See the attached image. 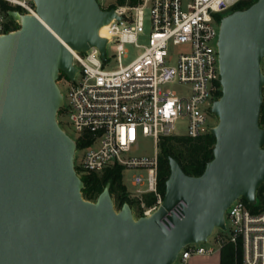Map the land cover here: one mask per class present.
<instances>
[{
	"label": "water",
	"instance_id": "water-1",
	"mask_svg": "<svg viewBox=\"0 0 264 264\" xmlns=\"http://www.w3.org/2000/svg\"><path fill=\"white\" fill-rule=\"evenodd\" d=\"M37 16L10 9L19 27L0 35V264H175L180 250L226 229L239 196L251 204L264 182V0L221 18L222 91L211 111L213 157L199 175L169 157L162 202L136 216L120 207L108 181L96 199L83 195L77 142L61 126V73L74 79L72 50L100 47L101 27L117 15L99 0H34ZM185 200L183 217L162 216Z\"/></svg>",
	"mask_w": 264,
	"mask_h": 264
},
{
	"label": "built area",
	"instance_id": "built-area-1",
	"mask_svg": "<svg viewBox=\"0 0 264 264\" xmlns=\"http://www.w3.org/2000/svg\"><path fill=\"white\" fill-rule=\"evenodd\" d=\"M241 1L139 0L134 5L120 4L114 7L121 18L113 17L104 25V32L100 30V35L107 38L105 58L97 45L85 51L71 49L78 71L73 80H68L63 109L70 113L76 132L71 136L77 142L75 166L79 174V170L101 173L113 166H121L123 173L130 168H145L148 176L134 174L132 182L139 186L147 181V188L130 194L156 195L155 204H142V215L158 207L164 197L158 187L160 139L166 135L199 136L215 125L208 124V114L213 113L211 106L222 91L218 46L221 13ZM146 8L151 12L149 34L145 31ZM10 9L37 16L34 0H0V35L19 27L18 20L8 13ZM145 36L147 42L140 43ZM127 43H134L139 50L124 64ZM109 44L113 45L112 53ZM115 59L117 67L109 68L107 65ZM261 70L264 73V56ZM173 82L188 85L186 96L167 87ZM181 117L187 118L184 134L175 130ZM142 137L154 140V154L134 153ZM185 206V200H179L160 222L170 229L174 226L172 215L183 217ZM227 219L230 233L217 236L218 251L204 245L210 235L206 241L185 245L175 264H188L196 256L216 255L227 242L241 247L240 264H264V193L254 204L243 196L236 198L225 212L228 228Z\"/></svg>",
	"mask_w": 264,
	"mask_h": 264
},
{
	"label": "trees",
	"instance_id": "trees-1",
	"mask_svg": "<svg viewBox=\"0 0 264 264\" xmlns=\"http://www.w3.org/2000/svg\"><path fill=\"white\" fill-rule=\"evenodd\" d=\"M139 0H119L120 4L128 2L130 5L138 3ZM254 0H242L232 9L248 7ZM110 4L106 8L114 7ZM64 73H61V76ZM63 108L60 110V112ZM260 124L264 126V100L261 108ZM215 137L210 133L199 136L188 135H166L160 139L159 165H158V187L161 193H165L166 179L170 174L169 157H175L182 165L184 171L190 175H199L203 172L206 163L213 157ZM80 175L84 181L83 195L89 199H96L108 181L111 182V194L120 207L124 202H129L132 207L140 209L142 215L143 205L148 207L156 202V195L153 192H145L141 197H133L123 181L121 166H113L101 173L83 172ZM259 194L264 193V182L260 185ZM259 195V196H260ZM254 208L255 205H252ZM242 250L240 246L227 242L220 251L219 264H240ZM192 260V259H191ZM190 260V261H191ZM189 264H192L190 262Z\"/></svg>",
	"mask_w": 264,
	"mask_h": 264
},
{
	"label": "rangeland",
	"instance_id": "rangeland-1",
	"mask_svg": "<svg viewBox=\"0 0 264 264\" xmlns=\"http://www.w3.org/2000/svg\"><path fill=\"white\" fill-rule=\"evenodd\" d=\"M102 4L103 7H107L110 4H115L120 5L119 0H99ZM128 2H125L124 4H126ZM129 4V3H128ZM233 9L229 10V11H225L223 13H221V15H225L229 12H231ZM151 12L149 8L145 9V31L147 32V34H149V32L151 31ZM140 43H146L147 42V36L145 37H141L139 40ZM125 48L127 49V53L126 56H123L122 62L124 64L128 63L129 61H131L138 53L139 48L134 44V43H127L125 44ZM108 51L109 53L113 52V45L109 44L108 45ZM117 60H113L111 61L107 66L109 68H115L117 67ZM69 78L67 77H60L58 80L59 86L62 90V92L64 94L67 93L68 91V86H69ZM167 87L171 88L172 90L176 91L180 96H186L187 92H188V85L187 84H182L179 82H173L170 83L169 85H167ZM185 105V99L183 100V106ZM58 120L61 124V126L70 134L75 136L76 132L74 129V126L72 125L71 119H70V113L68 112V110L63 109L61 112L58 113ZM218 122V117L217 115L210 113L208 114V124H217ZM186 124H187V118L186 117H181L176 123H175V130L177 132L180 133H186ZM155 144H154V140L151 137H142L139 141V149L134 152L137 155H141V154H154L155 151ZM141 174L143 175V177H147L148 176V170H146L145 168H130L124 171V183L127 187V189L130 191V193H134L138 188L140 189H145L148 186L147 181H144V183H142L141 185H135L132 182V177L134 174ZM131 195V194H130ZM259 191H257V198L261 199L262 194L259 196ZM116 202V201H115ZM117 205V203H116ZM118 206V205H117ZM119 207V206H118ZM134 210V213L136 216H139V211L140 209H138V207H132ZM227 225L228 228L227 229H220V228H215V230L213 231V233L211 234V237L209 238V241L204 243V245L206 247L208 246H213L215 248L216 251H218L220 249V244L217 241V236L222 235L224 237H226L229 233H230V226L231 223L229 221V219H227ZM198 263L201 264H219V260H220V253L213 255V256H196ZM192 261V260H191ZM190 261V262H191ZM196 261V262H197ZM189 262V263H190ZM188 263V264H189Z\"/></svg>",
	"mask_w": 264,
	"mask_h": 264
},
{
	"label": "crops",
	"instance_id": "crops-1",
	"mask_svg": "<svg viewBox=\"0 0 264 264\" xmlns=\"http://www.w3.org/2000/svg\"><path fill=\"white\" fill-rule=\"evenodd\" d=\"M197 257H193L192 258V264H201V263H198V261H197V259H196ZM197 261V262H196Z\"/></svg>",
	"mask_w": 264,
	"mask_h": 264
},
{
	"label": "bare ground",
	"instance_id": "bare-ground-1",
	"mask_svg": "<svg viewBox=\"0 0 264 264\" xmlns=\"http://www.w3.org/2000/svg\"><path fill=\"white\" fill-rule=\"evenodd\" d=\"M103 32H104V26L101 27V33H103Z\"/></svg>",
	"mask_w": 264,
	"mask_h": 264
}]
</instances>
